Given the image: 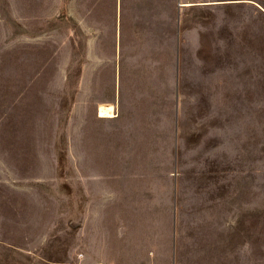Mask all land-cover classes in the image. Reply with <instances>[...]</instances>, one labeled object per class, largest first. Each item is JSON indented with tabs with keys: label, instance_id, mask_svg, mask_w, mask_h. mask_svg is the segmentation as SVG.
Segmentation results:
<instances>
[{
	"label": "rangeland",
	"instance_id": "1",
	"mask_svg": "<svg viewBox=\"0 0 264 264\" xmlns=\"http://www.w3.org/2000/svg\"><path fill=\"white\" fill-rule=\"evenodd\" d=\"M0 264H264V0H0Z\"/></svg>",
	"mask_w": 264,
	"mask_h": 264
},
{
	"label": "bare ground",
	"instance_id": "2",
	"mask_svg": "<svg viewBox=\"0 0 264 264\" xmlns=\"http://www.w3.org/2000/svg\"><path fill=\"white\" fill-rule=\"evenodd\" d=\"M114 107L111 104H100L98 106V117L108 118L114 116L113 112Z\"/></svg>",
	"mask_w": 264,
	"mask_h": 264
},
{
	"label": "crops",
	"instance_id": "3",
	"mask_svg": "<svg viewBox=\"0 0 264 264\" xmlns=\"http://www.w3.org/2000/svg\"><path fill=\"white\" fill-rule=\"evenodd\" d=\"M182 5L185 6V7H186V6H189V4H182Z\"/></svg>",
	"mask_w": 264,
	"mask_h": 264
}]
</instances>
